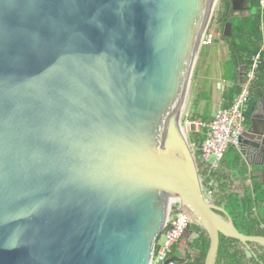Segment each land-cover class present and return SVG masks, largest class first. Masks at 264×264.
<instances>
[{"label":"water","instance_id":"water-1","mask_svg":"<svg viewBox=\"0 0 264 264\" xmlns=\"http://www.w3.org/2000/svg\"><path fill=\"white\" fill-rule=\"evenodd\" d=\"M217 1L0 0V264H151L178 215L208 238L204 264L221 236L264 249L204 196L180 124Z\"/></svg>","mask_w":264,"mask_h":264},{"label":"trees","instance_id":"trees-1","mask_svg":"<svg viewBox=\"0 0 264 264\" xmlns=\"http://www.w3.org/2000/svg\"><path fill=\"white\" fill-rule=\"evenodd\" d=\"M222 7V14L223 12L226 13L229 8L228 1L224 0ZM250 12L251 14L243 19L233 18L230 20L232 23L230 37L222 35V27L219 32L211 34L214 43L223 41L229 50V59L223 65L222 79L231 83V87L223 93L224 108L232 104L241 90L238 83V74L241 68L250 69L253 58L257 55L260 56L256 78L250 87V98L247 102V104L249 103L248 112L245 110L247 120L251 116L257 99L264 97V10L260 9L259 0H254ZM222 14L219 18L220 26L223 24ZM227 18L228 16H225V20ZM193 119L198 120L196 115ZM201 121L207 125L211 120L203 118ZM205 137L206 129L201 134H194L190 137V142L196 145V156ZM228 152H232L233 156L226 165L237 167L239 164L237 152L233 148L229 149ZM225 158L226 155L223 161ZM197 164L199 166L198 160ZM212 176L217 183L219 195H221V202L217 205L225 208L237 230L247 236L264 237V176L261 180H254L251 188L241 194L228 193L226 190L227 177L222 169L215 171ZM189 230L196 234L199 228L190 225ZM182 243L183 238L174 247L173 256L171 257L176 264H204L209 248V240L203 232L193 237L194 254L192 256L184 257L181 254L180 246ZM250 246L251 249L247 250L239 242L221 236L217 264H264V249L257 245ZM255 247L256 249H254Z\"/></svg>","mask_w":264,"mask_h":264},{"label":"built area","instance_id":"built-area-1","mask_svg":"<svg viewBox=\"0 0 264 264\" xmlns=\"http://www.w3.org/2000/svg\"><path fill=\"white\" fill-rule=\"evenodd\" d=\"M260 9L264 10V0H259ZM260 56L253 58L250 69L246 71V83L241 86L239 94L232 104L218 108L209 124L205 125L201 120L193 119L188 113L183 112L180 124L188 138L189 146L195 161L199 162L201 171L200 181L204 196L213 200L216 191V182L212 174L220 168V165L231 148L238 149L240 139L245 131V108L250 96V87L255 81ZM206 129V137L199 148V157L196 158V145L190 142L194 134H201ZM191 222L185 216L170 217L160 236L157 237L154 246L151 264H176L171 259L174 247L185 235Z\"/></svg>","mask_w":264,"mask_h":264},{"label":"rangeland","instance_id":"rangeland-1","mask_svg":"<svg viewBox=\"0 0 264 264\" xmlns=\"http://www.w3.org/2000/svg\"><path fill=\"white\" fill-rule=\"evenodd\" d=\"M223 2L224 0H218L213 10L209 26L201 44L185 108L186 113H188L192 118L196 115L198 120H201V114L203 110H205L204 108L206 105V101L203 100L201 93L211 95L212 103L210 105V111H212V109L218 105L219 101H221L222 92L227 87V84L221 80H223V65L229 59L228 47L223 41L217 43L211 42V34L214 32L217 33L221 29L219 18L223 11ZM201 57H205L206 63L204 66H206L207 69H201L202 76L198 78L197 68L200 66ZM194 100L199 101L197 107L194 105ZM232 156V152H228L226 154V157H228L229 160ZM196 158L198 157L196 156ZM254 249H256V247Z\"/></svg>","mask_w":264,"mask_h":264},{"label":"crops","instance_id":"crops-1","mask_svg":"<svg viewBox=\"0 0 264 264\" xmlns=\"http://www.w3.org/2000/svg\"><path fill=\"white\" fill-rule=\"evenodd\" d=\"M211 42H213L212 36H211ZM204 59H205V57H201L200 66L197 68L198 69L197 70V77L198 78H200L202 76L201 75V69H207V67L204 66V64L206 63V59L205 60ZM221 81H223L225 84H227V87L222 92L221 101H219L218 105L216 107H214L212 109V111H210L211 110L210 109V105L212 103L211 95L210 94H206V93H201L202 97H203V100L206 101V105H205V108H204L205 110H203L200 119L204 118L205 120H209V121L212 120L215 111L218 108L224 106L223 105L224 103H223L222 96H223V93L226 92L231 87V83L225 82L224 80H221ZM238 82H239V75H238ZM263 89H264V87H263ZM198 104H199V101L194 100L195 107H197ZM248 105H249V103L247 104V108L245 109L246 112H248ZM263 105H264V97L263 98H258L254 108L257 107L256 111L259 113V111H260L259 108L262 109ZM194 112H195V110H194ZM194 112H193V114H194ZM248 121H250V118H249ZM234 150L238 154V149H234ZM197 157H199V152L197 153ZM238 157H239V164L237 165V167H234V166H230L229 167V166H227L226 163H228L229 159H228V157H226L225 160L221 163L220 168H219V169L223 170V172L225 173V175L227 177L226 190L228 191V193L234 192V193H238V194L240 193L241 194L245 190L251 188L252 182L254 180H261L263 178V176H264V165H259V164L262 163L261 159H259L257 162H255L254 166L251 167L249 165H246L245 162L243 164H240V160L241 159H240L239 154H238ZM216 186H217V183H216ZM213 201L215 202L216 205H217V203L221 202V195H219V190L217 189V187H216L215 197H214ZM220 207H223V206H220Z\"/></svg>","mask_w":264,"mask_h":264},{"label":"flooded vegetation","instance_id":"flooded-vegetation-1","mask_svg":"<svg viewBox=\"0 0 264 264\" xmlns=\"http://www.w3.org/2000/svg\"><path fill=\"white\" fill-rule=\"evenodd\" d=\"M229 3V8L228 11L225 13L223 12L222 14V20H223V24L228 22L229 20L233 19V18H237V19H243L247 16V10L252 9V5L254 0H226ZM233 8H241L243 10L240 11H234L233 12ZM234 13V15H236V17L231 18V14ZM225 16H228V18L225 20ZM223 24H222V29H223ZM250 98V96H249ZM259 110L261 111V109L259 108ZM259 111V112H260ZM258 113V112H257ZM252 115V114H251ZM251 119V117H250ZM250 125V121L247 120V118L245 119V131L248 128V126ZM244 131V133H245ZM243 133V135H244ZM242 135V137H243ZM241 137V138H242ZM259 159L255 160V162H257ZM253 161V160H252ZM264 164V163H263ZM190 229V226L187 229V233H185L183 238V243L180 246V252L181 254L185 257L187 256H192L194 254V243H193V237H196V235H200L202 232L199 230L196 232H193ZM218 260V258H217Z\"/></svg>","mask_w":264,"mask_h":264}]
</instances>
